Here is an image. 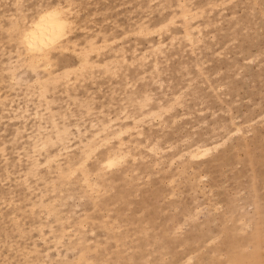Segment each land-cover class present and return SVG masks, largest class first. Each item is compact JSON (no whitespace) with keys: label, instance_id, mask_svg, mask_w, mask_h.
Here are the masks:
<instances>
[{"label":"rangeland","instance_id":"1","mask_svg":"<svg viewBox=\"0 0 264 264\" xmlns=\"http://www.w3.org/2000/svg\"><path fill=\"white\" fill-rule=\"evenodd\" d=\"M14 1L0 0V93L37 99L50 136L36 147L30 119L19 133L0 105V264H264V0H70L77 52H53L39 75L22 67L18 84ZM58 1L25 0L23 14ZM52 116L85 141L109 122L96 136L109 141L87 157L73 138L49 164ZM199 146L211 149L193 159Z\"/></svg>","mask_w":264,"mask_h":264},{"label":"bare ground","instance_id":"2","mask_svg":"<svg viewBox=\"0 0 264 264\" xmlns=\"http://www.w3.org/2000/svg\"><path fill=\"white\" fill-rule=\"evenodd\" d=\"M24 1L25 0L14 1L17 10L19 12H22V20H19V17H15L14 19L12 18L13 24L14 26H16L12 27V30L13 32H15V39L17 40L18 48L15 51V58L12 57L14 58V60H12L10 63V83L16 84L19 83L17 82L20 76L18 74V71L22 67H28L36 72H38L39 69L43 67H45V69H48L52 65L51 56L53 52H67L69 49L71 50L68 44L73 43L72 52L74 51L76 53V47L77 45H79L78 43H76L77 41L75 42L70 38V33L74 31L75 23H77L76 17H78L79 13L81 12V10H78L80 12H77L76 8L73 6L72 1H58L54 4L47 5L46 7H40V10L37 12V14L30 20H27L28 17L23 14ZM23 22H25L24 25L21 24ZM187 29L189 30V28ZM93 39L94 38H92L91 41L89 40L91 46L88 47L86 51L96 52L97 55H99L100 49L104 46H96V42ZM20 45H23L25 47L27 56H24L25 52H22L20 50ZM87 52L84 51L78 53V56L80 57L82 62V69L91 68L94 66L93 64L89 63ZM145 58H147V56ZM39 74L40 72H38V75ZM56 80L57 78L53 76V72L47 74L46 78L38 76L37 81H39L41 85H43V91L38 95V97L40 98L41 95L44 94L46 88L49 87L50 83L56 82ZM11 86L13 87L12 84ZM29 95L30 94L25 93L26 100L24 105L22 103H17V100L14 98L10 99L7 96L3 97L0 93V105L9 106V112H11V120H19L22 122L23 127H20L18 129L19 133L24 132V130H26L28 127L27 124L30 122L33 129L30 137H32L35 146L37 147L39 144L41 148H46L48 145V141L46 140V138L49 140L48 136L50 135H47L48 132H45L44 130L45 117L38 110H36L35 113L30 112L29 103H34V101L37 99H35L32 95ZM17 96H19V94H17L16 97ZM52 122L54 123L53 127H57V131L55 132L54 138L50 139V142L51 144H59L60 146L62 145V147L59 149V152L49 154L47 157V162L50 164L58 161L60 165L61 156L63 155L62 153H60V151L61 149L68 148L66 144L69 141H72L73 138H77L79 142L83 144L81 148H83L86 156L88 157L90 156L92 151L98 150L100 146L106 144V142L109 141V135H105L104 137H101L100 141H97V134H99L100 132L108 131L110 126H112L111 123L104 122L101 125L99 131L95 133V138L88 136L87 141H85V136L89 134V129L81 128L79 122L73 124V128L76 131H72L69 125L61 127L60 123L57 122L55 116H52ZM130 127V125L121 126V129L117 131L115 135H120L122 132L129 130ZM210 149L211 148L209 146H199L196 150L191 151V157L193 159H197L198 157L207 154ZM125 156L126 152L119 150L115 153H109L103 162L105 163L106 167L112 169L113 166L118 161H122ZM65 157L68 158L70 156L68 155ZM33 163H35V167L39 165V163H37V159L33 160ZM83 163L84 162H81L80 166L78 167L80 170H82V172H84V175L86 176L84 180L87 181L89 186H92V183L88 178V174L85 172V170H83ZM77 168H72L71 170L75 171ZM62 238L63 235H61L59 239L62 240ZM32 252L41 254V251L38 248H34ZM44 257L48 258V260L45 259L41 264H51L53 259L50 257V255H45Z\"/></svg>","mask_w":264,"mask_h":264}]
</instances>
